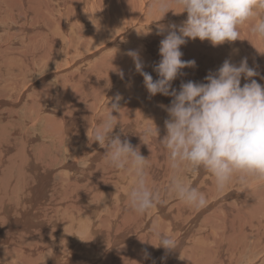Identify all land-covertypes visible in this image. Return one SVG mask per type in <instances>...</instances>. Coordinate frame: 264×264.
Returning a JSON list of instances; mask_svg holds the SVG:
<instances>
[{
	"label": "bare ground",
	"instance_id": "obj_1",
	"mask_svg": "<svg viewBox=\"0 0 264 264\" xmlns=\"http://www.w3.org/2000/svg\"><path fill=\"white\" fill-rule=\"evenodd\" d=\"M151 3L0 0V264H264V182L233 180L218 191L210 173L190 169L193 175L185 185L197 188L206 204L187 205L169 186L188 167L172 169L157 138L145 135L155 125L158 139L166 134L168 117L161 105H170L171 98L149 97L127 52L139 51L144 70L157 79L153 66L167 35L158 34V25L179 26L187 18L186 13L174 14L180 10L173 7L159 21L160 15L149 11ZM261 20L264 9L240 26L241 40L232 44L213 47L208 41H188L181 48L182 59L195 60L196 67L184 69L173 88L188 80L203 82L225 59L239 64L245 56L260 73L257 82L264 85V40L251 33ZM90 23L104 26L94 30L95 40L101 41L95 52H90V42L79 43L75 35L81 32L77 25ZM112 49L117 51L118 69H105L107 57L89 61ZM68 53L75 57L63 67ZM34 60L57 68L41 77L53 78L52 104L48 95L34 93L31 84L21 85L23 71L29 82ZM79 63L81 75H67L65 85L58 86L63 71ZM54 73L63 76L55 78ZM29 93L24 110L22 101ZM117 94L122 109L113 113L118 117L113 134L139 147L148 159L146 185L159 195L155 207L143 215L129 201L134 172L113 168L106 149L93 140V131L107 117ZM39 121L46 122L43 128ZM158 233L176 241L175 250L154 247ZM144 250L150 253L148 259Z\"/></svg>",
	"mask_w": 264,
	"mask_h": 264
},
{
	"label": "clouds",
	"instance_id": "obj_2",
	"mask_svg": "<svg viewBox=\"0 0 264 264\" xmlns=\"http://www.w3.org/2000/svg\"><path fill=\"white\" fill-rule=\"evenodd\" d=\"M173 7L180 10L174 14L186 13L187 18L179 26L158 25V34L167 32V35L160 41V60L153 66L157 79L144 70L139 51L127 52L136 73L143 77L149 97L159 94L171 98L170 105H161L168 117L164 121L166 134L158 139L155 125L145 135L157 138L172 169H203L212 175L218 191L233 180L241 184L264 182V85L257 82L260 73L256 67L249 66L248 57H242L239 64L225 59L203 82H181L178 90L172 86L178 77L185 75L184 69L196 67L195 60L182 59V46L197 39L208 41L213 47L241 40L240 26L264 9V0H152L149 11L155 10L161 21ZM251 33L264 40V20L252 25ZM119 75L123 78V71ZM121 99L117 94L111 100L107 117L93 131V140L106 149L105 156L113 168L134 172L136 183L129 201L131 208L143 215L155 207L159 195L146 185L148 159L139 147L122 140L120 134H113L118 125V117L113 113L119 114L122 109ZM169 187L191 206L201 208L206 204L205 196L195 187L176 179ZM156 235L159 243L154 247L166 252L175 250L176 241ZM144 257H150L147 250Z\"/></svg>",
	"mask_w": 264,
	"mask_h": 264
},
{
	"label": "rangeland",
	"instance_id": "obj_3",
	"mask_svg": "<svg viewBox=\"0 0 264 264\" xmlns=\"http://www.w3.org/2000/svg\"><path fill=\"white\" fill-rule=\"evenodd\" d=\"M91 24V25H90ZM89 25H88V27H83L82 26V24H80V25H77V27H78V31H81V32H77V34H75V35H78V36H80V38H79V40L77 41V42H79V43H87V42H90L89 44H88V48H89V50H90V52L92 51V52H95V50H97L99 47H95V46H97L101 41H100V39H97V40H95L96 38H97V36L95 35L97 32H95L96 31V29L97 28H101V29H103L104 28V26H100V25H102V23H90ZM92 25H93V27H92ZM80 26H82L81 28H79ZM90 27V28H89ZM92 27V28H91ZM82 28H83V30H82ZM87 28V29H86ZM89 30V31H88ZM95 30V31H94ZM32 32H33V34H35V35H37V31H35L34 29L32 30ZM86 32V33H85ZM33 36V35H32ZM35 37V36H34ZM30 40L32 41V42H35V40H33L32 38H30ZM104 41H107L108 40V37L107 38H104L103 39ZM86 41V42H85ZM36 42H38V41H36ZM26 43V42H25ZM43 43H45V42H43ZM35 43H29V46L31 47V46H33ZM72 44H74V43H72L71 42V48H72ZM38 46V45H37ZM92 47H93V49H92ZM72 51H73V48H72ZM115 52H117V51H114V49H112L111 51H109V52H107V54H105V51H103L101 54H99V55H97V54H95L94 55V57H92L89 61H91V62H93V61H95V62H99L98 60H100V59H102V58H105V57H107L108 58V60L109 61H106V64H105V62H104V64L106 65V67L105 66H103V67H105V69L107 68H109V66L111 67V66H113L114 68H117V66L119 65V67H121L120 66V64H119V62L120 61H117V63H115L114 62V56H115ZM64 53V52H63ZM68 54H70V56H68V57H63V59H65L64 61H63V63H64V65H63V67L64 66H66V61L68 60L69 62H71V60L72 59H74V57H75V54L74 53H68ZM103 54V55H102ZM97 57H99L98 59H97ZM110 58V59H109ZM39 60V59H38ZM38 60H34V63L36 64V65H31V67H30V72H31V76H29V82L27 83V73L25 72V71H23V74H22V78H21V85L22 86H25L26 84H31L30 86H32V89H33V92L34 93H41V94H43V95H48L49 96V99H50V102H51V104H52V102H53V100L55 99L54 98V96H53V94H54V91L52 90V89H54L55 88V85H54V83L52 82L53 80V78H51L50 80H48V81H44V80H42L41 79V77H42V75H44V74H47V73H49V72H52V71H54V70H57V68H54V67H56L54 64H46V65H43V63H42V61H40V63H41V65H43V66H45V67H43V68H40V69H38V67H39V62H37ZM45 61H50V63L53 61V60H48V59H46ZM89 61H87L86 62V65L88 64V62ZM90 63V62H89ZM67 64H69V63H67ZM71 64V63H70ZM80 65H81V63H79V64H77L76 65V67H74V64L72 65V67L70 68L69 67V69H68V71L66 72V71H63L64 73H63V75L65 74V76H66V78H65V76H63V75H60V73H54V77L55 78H57V77H59V76H61V78H62V76H63V78H62V81H60V82H57V84H58V86H63V85H65V81H63L64 79L66 80H68V77H67V75H71V74H75V75H81V71H79V70H77L76 68H77V66H79L80 67ZM103 65V64H102ZM102 65H101V68H103L102 67ZM48 66H49V68H48ZM91 66V68H93L92 66V64L90 65ZM53 68V69H52ZM85 67H83L82 68V72L83 73H85L86 75H88V70L87 69H84ZM118 69V68H117ZM76 70V71H75ZM48 71V72H47ZM72 71V72H71ZM75 71V72H74ZM70 72V73H69ZM25 76V78H23L24 76ZM85 75V76H86ZM36 80H39V81H41L40 82V84H38V83H35V81ZM56 80H58V79H56ZM66 80V81H67ZM34 81V82H33ZM23 82V83H22ZM33 83V84H32ZM38 88V89H37ZM35 89V90H34ZM52 91H53V93H52ZM29 96L28 97H26V98H24L25 100H23L22 101V108H24V110H27V108L25 107V105H26V102H27V100L29 99V97H30V93L28 94ZM52 98V99H51ZM26 101V102H25ZM24 106V107H23ZM46 124V122H44V121H39L38 122V127H40V128H43L44 127V125ZM43 140V139H42ZM189 171H188V170ZM184 168V174H181V177L179 178V181H181V183H183V184H186L187 182H188V180L190 179L189 177H191L192 175H193V172H194V170L193 169H191L190 167H188V168ZM190 169L193 171H190ZM186 170H187V173H186ZM183 175V176H182ZM185 175V176H184ZM191 175V176H190ZM183 177H185V178H183ZM186 177H187V179H186ZM182 178H183V180H182ZM199 181H201V179L199 180ZM198 181V182H199ZM172 196H174L173 194H172ZM182 202V201H181ZM185 203V202H184ZM185 204H187V203H185ZM187 205H189V204H187Z\"/></svg>",
	"mask_w": 264,
	"mask_h": 264
}]
</instances>
